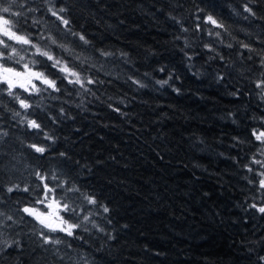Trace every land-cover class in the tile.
<instances>
[{"label": "trees", "instance_id": "16d2710c", "mask_svg": "<svg viewBox=\"0 0 264 264\" xmlns=\"http://www.w3.org/2000/svg\"><path fill=\"white\" fill-rule=\"evenodd\" d=\"M11 10L21 15L0 16L31 44L0 33L18 53L0 67L56 87L10 96L0 78V212L13 218L0 221L20 242L0 264H264V167L253 162L264 163L253 135L264 132V0H15ZM49 207L78 225L73 235L36 219Z\"/></svg>", "mask_w": 264, "mask_h": 264}, {"label": "snow or ice", "instance_id": "6c2138e0", "mask_svg": "<svg viewBox=\"0 0 264 264\" xmlns=\"http://www.w3.org/2000/svg\"><path fill=\"white\" fill-rule=\"evenodd\" d=\"M15 3V0H0V12L2 13H5V14H9V16H18V15H21V13H16V12H12V6L13 4ZM4 5H7V6H4ZM246 11H249L251 12V9L247 8L245 9ZM61 12L64 11V9H60ZM52 15L54 16H57V19L58 20H61V22L64 24V25H68L69 21L64 19L62 16H59L57 15L56 12H53ZM208 19L213 23V24H216V21L213 20L211 17H208ZM9 23H10V20L9 19H5L4 16H0V33H2V35L4 36H7L9 39L11 40H15V41H18L22 44H31V41L28 39V38H25L24 36H20V35H17L15 32L11 31L10 28L8 27L9 26ZM16 24H19L20 21L19 20H16L15 21ZM80 39L81 40H84V37L83 36H80ZM86 42V41H85ZM52 43H56L55 40L52 41ZM32 47H35V45H31ZM247 47V46H245ZM11 48L10 51H6L7 49ZM36 52L42 56H45L47 57L48 60H51L53 61V67H58L60 66V61L55 59L53 56L49 55V53L47 51H41V49L39 48H36ZM17 50L14 48V47H11L9 44H7L4 40H0V60H9V59H12L15 55H17ZM22 59V57H21ZM262 64H264V61H262ZM25 67H27V65H25ZM60 70L61 71H64V72H67L69 75L71 76H75L76 79L75 81H72V80H69V83H77V84H80L81 87L84 86V82L80 79V76L75 73V72H71L67 66H63V67H60ZM5 71H10L9 69H5ZM34 75L37 76V78H40L41 74L39 73H35ZM44 83L48 84L50 87H52L53 89H55L56 85H55V81H52V80H47L45 79L43 81ZM88 83H93L94 81H92L91 79H89L87 81ZM161 83L162 85L163 84H166L167 81H162V82H159ZM256 87L257 88H260L262 90H264V80H261L259 82L256 83ZM8 95L12 96L14 95L11 91V83L9 82V91H8ZM16 99L19 100V97H15ZM19 103H20V106L22 108H25L27 109L29 107V105L27 103H25L24 100H19ZM16 115H19V113H16ZM28 125L29 127L31 128H36V129H39L40 128V125L35 121V120H29L28 122ZM253 135H255L256 137V140L257 141H261L262 143H264V132H260L259 134H256L255 132H253ZM29 147L31 149H33L36 153H40V154H44L45 151H46V148L43 147V146H37L36 144H32V145H29ZM61 155H63V153H61ZM253 162L256 163V164H261V167H264V163H262L261 161L259 160H255V158L253 159ZM249 171H252L251 168H249ZM35 175L37 176V178H39L41 180V182H44L46 179H47V176L44 175V174H41L40 172H36ZM259 175H261L262 177H264V172H261L259 173ZM53 179H55V177H52ZM259 186L261 188H264V179H261L259 181ZM43 188L46 190V196H47V193H51L52 191H54V189L52 188H49L48 187V184L47 183H43ZM19 189V185H15V186H11V187H8L7 191L8 192H12L14 190H17ZM24 191H28L27 188L23 189ZM76 191H79L78 189H76ZM88 202L90 204H95L96 203V200L91 198V197H88ZM68 206L65 205V208H67ZM253 208L256 207L255 204L252 205ZM70 211H75L74 209H69ZM23 211L25 213H30L31 212V209L29 208H24ZM104 211L107 212L108 209L107 208H104ZM258 211L260 213H264V207H259L258 208ZM0 217H5V214L3 212H0ZM6 220H12V216H6L5 217ZM89 218L87 216L84 217V220H88ZM41 224H44L45 227H49L51 228L50 225L48 224H45V221L44 220H41L40 221ZM5 227H10V225H5L3 223V221H0V251H3V250H7L9 248H12L14 245L16 247H19V244L20 242L18 240H12V241H8L7 239H4L3 238V231H4V228ZM78 227V225H69L68 228L71 229V228H76ZM62 231H67V234L69 236L73 235L72 231L70 230H67V229H61ZM44 243L45 244H48V243H60L59 240H54L48 236H44ZM261 260H264V257H261Z\"/></svg>", "mask_w": 264, "mask_h": 264}, {"label": "rangeland", "instance_id": "374dc122", "mask_svg": "<svg viewBox=\"0 0 264 264\" xmlns=\"http://www.w3.org/2000/svg\"><path fill=\"white\" fill-rule=\"evenodd\" d=\"M5 37L8 38L7 36H5ZM13 41H15V40H13ZM16 42H18V41H16ZM17 59H18V57H13L12 59H9V61L10 62H11V60L16 61ZM35 73L36 72L19 73L17 75L9 77L3 73V69H2V67H0V78L3 79L4 82L7 83V80L9 79V81L14 83L13 87H18V88L25 90V91L36 90L38 83L49 86L48 84L43 82L45 80V78H42V76H40V78H37V76L34 75ZM4 77L6 79H4ZM260 132H263V131H260ZM260 132H257L256 134H259ZM255 139H256V137H255ZM258 142H260L264 146V143H262L261 141H258ZM34 215H35L37 220L41 216L49 217L50 221H52V223L54 225V228L52 229L54 232L67 233V231H62L61 229H67L70 231L72 230V229H69L68 226H65V222L63 220V217L61 216V213L58 210H55L54 208L49 207L45 212L35 211Z\"/></svg>", "mask_w": 264, "mask_h": 264}, {"label": "water", "instance_id": "95a60500", "mask_svg": "<svg viewBox=\"0 0 264 264\" xmlns=\"http://www.w3.org/2000/svg\"><path fill=\"white\" fill-rule=\"evenodd\" d=\"M4 73H5V75H7V76H14V75H16L14 72H12V71H5L4 70ZM11 83V85L13 84L11 81H8V83ZM41 220H44L45 221V224H48V225H50V226H52L53 225V223H52V221H50V218L49 217H46V216H41V217H39V221H41ZM41 223V222H40ZM44 225V224H43Z\"/></svg>", "mask_w": 264, "mask_h": 264}]
</instances>
